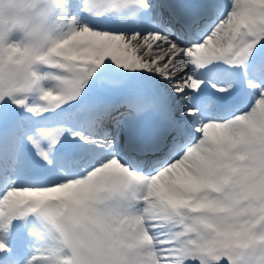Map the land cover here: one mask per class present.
Here are the masks:
<instances>
[{
	"label": "snow or ice",
	"instance_id": "obj_1",
	"mask_svg": "<svg viewBox=\"0 0 264 264\" xmlns=\"http://www.w3.org/2000/svg\"><path fill=\"white\" fill-rule=\"evenodd\" d=\"M29 2L0 264H264V0Z\"/></svg>",
	"mask_w": 264,
	"mask_h": 264
},
{
	"label": "clouds",
	"instance_id": "obj_2",
	"mask_svg": "<svg viewBox=\"0 0 264 264\" xmlns=\"http://www.w3.org/2000/svg\"><path fill=\"white\" fill-rule=\"evenodd\" d=\"M31 15L29 0H0V33L6 42L27 39L26 23Z\"/></svg>",
	"mask_w": 264,
	"mask_h": 264
},
{
	"label": "bare ground",
	"instance_id": "obj_3",
	"mask_svg": "<svg viewBox=\"0 0 264 264\" xmlns=\"http://www.w3.org/2000/svg\"><path fill=\"white\" fill-rule=\"evenodd\" d=\"M36 247V246H35Z\"/></svg>",
	"mask_w": 264,
	"mask_h": 264
}]
</instances>
